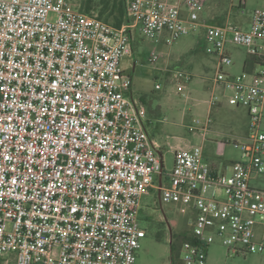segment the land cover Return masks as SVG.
Segmentation results:
<instances>
[{"label":"built area","instance_id":"2783aa9c","mask_svg":"<svg viewBox=\"0 0 264 264\" xmlns=\"http://www.w3.org/2000/svg\"><path fill=\"white\" fill-rule=\"evenodd\" d=\"M125 3L127 18L114 26L67 0H0V264H133L148 189H158L160 205L195 212L179 264H206L216 239L234 255L264 253V189L251 184L264 174V8L243 29L200 21L202 0ZM198 28L217 58L206 102L245 106L249 132L232 142L242 159L228 172L205 160L201 146L177 147L159 184L162 155L144 103L127 94L132 78L121 59L135 29L170 44ZM229 44L249 57L235 75L225 70ZM177 78L182 92L191 75ZM210 122L190 129L205 132Z\"/></svg>","mask_w":264,"mask_h":264},{"label":"rangeland","instance_id":"374dc122","mask_svg":"<svg viewBox=\"0 0 264 264\" xmlns=\"http://www.w3.org/2000/svg\"><path fill=\"white\" fill-rule=\"evenodd\" d=\"M84 0H67L71 8H79ZM198 12L200 21L214 22L222 18L240 28L247 29L256 9L264 8V0H246L237 7L238 0H202ZM98 5L91 13L97 15ZM53 18V15H51ZM204 31L198 28L180 36L170 44L158 38H148L137 29L132 31L129 52L121 59L123 70L131 75L132 84L128 95L140 99L146 108V129L151 137L162 145L163 181L173 166L174 152L179 144L183 148L201 146L203 157L214 164L216 170L228 172L232 161L242 159L234 140H245L249 132L247 109L243 105L229 104L226 98L209 107L206 100L213 91V76L216 72L217 58L206 52ZM232 63L225 68L227 73L238 74L244 69V61L249 60L245 49L229 44L227 46ZM152 51L159 52L160 58L151 63L148 58ZM177 71L191 75L184 90L179 92ZM160 88L156 89L155 84ZM221 93L219 88L214 89ZM211 122L205 132L191 130V126L202 127L207 116ZM199 119L201 123H197ZM261 128L264 129V104ZM255 187L264 189V174L251 180ZM195 212L189 205L162 204L158 202V189H148L141 197L139 226L144 234L139 239L136 258L133 264H179L172 262V253L179 251L176 240L189 230V221ZM164 216L172 228V243H169V230ZM206 264H264V253L234 255L219 239L207 247Z\"/></svg>","mask_w":264,"mask_h":264},{"label":"trees","instance_id":"16d2710c","mask_svg":"<svg viewBox=\"0 0 264 264\" xmlns=\"http://www.w3.org/2000/svg\"><path fill=\"white\" fill-rule=\"evenodd\" d=\"M96 4L99 7L97 16L114 26H120L127 18L125 0H84L80 3L79 9L91 13ZM183 238L184 236L177 238V245H179ZM171 253L172 262H174V259L178 257V251L173 253L171 249Z\"/></svg>","mask_w":264,"mask_h":264},{"label":"water","instance_id":"95a60500","mask_svg":"<svg viewBox=\"0 0 264 264\" xmlns=\"http://www.w3.org/2000/svg\"><path fill=\"white\" fill-rule=\"evenodd\" d=\"M162 169H163V163L161 162V172L158 174V183H159V184L161 183ZM158 198H159V191H158ZM164 219H165V221H166L167 228H168V230H169V235H170L169 243L171 244V242H172V228H171V225H170L168 219L166 218V216H164Z\"/></svg>","mask_w":264,"mask_h":264},{"label":"crops","instance_id":"0c3cea01","mask_svg":"<svg viewBox=\"0 0 264 264\" xmlns=\"http://www.w3.org/2000/svg\"><path fill=\"white\" fill-rule=\"evenodd\" d=\"M223 19L222 18H220L219 20H217V21H214V22H217V23H219V22H221ZM131 76V75H130ZM132 77V76H131ZM155 142H156V144L158 145V151H159V153H161V155H162V151H161V149H162V145H160L158 142H157V140L154 138V137H151ZM177 147H182L181 145H177L176 146V149H177ZM183 148V147H182ZM210 163V162H209ZM212 166L214 165V164H212V163H210ZM214 167V166H213ZM215 168V167H214ZM159 202V201H158Z\"/></svg>","mask_w":264,"mask_h":264}]
</instances>
